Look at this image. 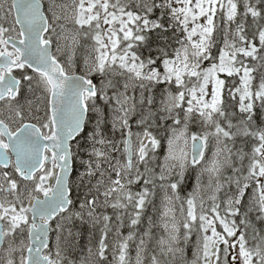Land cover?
Wrapping results in <instances>:
<instances>
[{"label":"snow or ice","instance_id":"snow-or-ice-1","mask_svg":"<svg viewBox=\"0 0 264 264\" xmlns=\"http://www.w3.org/2000/svg\"><path fill=\"white\" fill-rule=\"evenodd\" d=\"M0 264H264V0H0Z\"/></svg>","mask_w":264,"mask_h":264}]
</instances>
